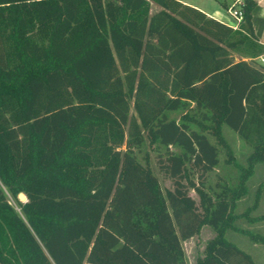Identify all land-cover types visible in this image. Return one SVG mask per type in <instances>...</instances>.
<instances>
[{
	"label": "trees",
	"instance_id": "obj_1",
	"mask_svg": "<svg viewBox=\"0 0 264 264\" xmlns=\"http://www.w3.org/2000/svg\"><path fill=\"white\" fill-rule=\"evenodd\" d=\"M258 11L244 0L233 30L177 0H0V182L17 208L0 189V264H183L203 226L194 264H255L225 233L264 245L235 224L264 219L260 188L234 213L264 162ZM223 125L250 152L210 194Z\"/></svg>",
	"mask_w": 264,
	"mask_h": 264
},
{
	"label": "rangeland",
	"instance_id": "obj_2",
	"mask_svg": "<svg viewBox=\"0 0 264 264\" xmlns=\"http://www.w3.org/2000/svg\"><path fill=\"white\" fill-rule=\"evenodd\" d=\"M183 2L189 6L195 7L206 12L209 15L215 14L222 17L224 20L232 22V18L226 12V6L230 5V0H177ZM223 3V7L220 3ZM262 13H264V0L259 1ZM158 7L151 3V12L157 10ZM260 42H264V38L260 39ZM236 57L237 54H236ZM239 58V57H238ZM238 58H235L237 61ZM264 59V55L260 56ZM260 58L255 59V64H264ZM130 115H135L132 103L130 104ZM178 114H172V117L178 118ZM222 134L229 147L231 157H228L226 150L223 148L219 149L218 160L219 163L216 168L211 171L206 179V189L210 194L218 192L219 185H235L237 183V177L239 171L236 165L245 166V159L250 152V148L243 143L238 136L230 130L227 126L223 125ZM213 141V139H210ZM144 150L149 156L150 167L153 174L156 176L162 193L165 194L166 190L171 189V181L164 178L158 171L156 166V153L154 150L145 145ZM141 154L138 155L141 159ZM230 161H227V160ZM247 193L239 201H237L234 213L241 214L245 209L253 203L255 192L257 188H260V197L256 209L250 214L252 217L264 216V162L257 163L254 168V172L251 177L247 180ZM190 196L197 202V197L194 192H190ZM17 209V208H16ZM235 224L243 229L260 233L264 235V219L257 220L254 223H249L245 218H239ZM213 237V231L208 226H203L198 235L193 236L187 240L181 241V246L184 253L183 264H194L195 259L200 256L203 252L206 242ZM227 241L235 244L238 248L248 253L253 259L255 264H264V245L253 244L248 238L236 231L228 230L225 233Z\"/></svg>",
	"mask_w": 264,
	"mask_h": 264
},
{
	"label": "built area",
	"instance_id": "obj_3",
	"mask_svg": "<svg viewBox=\"0 0 264 264\" xmlns=\"http://www.w3.org/2000/svg\"><path fill=\"white\" fill-rule=\"evenodd\" d=\"M230 5L226 6V12L227 14L232 18V22H228V26H230L233 30H239V24L243 20V8H244V0H230ZM261 61H264V59L260 58ZM0 189L2 193L5 196L7 204L10 206L15 207L13 199L5 186L0 182ZM17 210V209H16Z\"/></svg>",
	"mask_w": 264,
	"mask_h": 264
},
{
	"label": "crops",
	"instance_id": "obj_4",
	"mask_svg": "<svg viewBox=\"0 0 264 264\" xmlns=\"http://www.w3.org/2000/svg\"><path fill=\"white\" fill-rule=\"evenodd\" d=\"M257 1V4H258V7H259V11H258V16L260 17V18H262V19H264V13H262V9H261V6H260V3H259V1L260 0H256ZM183 3V2H182ZM183 4H185V3H183ZM187 5V4H186ZM195 8V7H194ZM200 10V9H199ZM202 11V10H201ZM202 12H204V11H202ZM208 17H212V18H215V19H217V20H219V21H221V22H223V23H225V24H228V22L229 21H226V20H224L222 17H220V16H218V15H215V14H212V15H209V14H207L206 12H204ZM262 38H264V32H262V34H261V37H260V39H262ZM261 41V40H260ZM261 43H264V42H261ZM262 56V55H261ZM258 58H260V57H258ZM257 59V58H256ZM244 60H247V59H244ZM255 60V59H254Z\"/></svg>",
	"mask_w": 264,
	"mask_h": 264
},
{
	"label": "water",
	"instance_id": "obj_5",
	"mask_svg": "<svg viewBox=\"0 0 264 264\" xmlns=\"http://www.w3.org/2000/svg\"><path fill=\"white\" fill-rule=\"evenodd\" d=\"M17 200L21 203H25L26 202V197L24 196L23 193H18L17 195Z\"/></svg>",
	"mask_w": 264,
	"mask_h": 264
}]
</instances>
